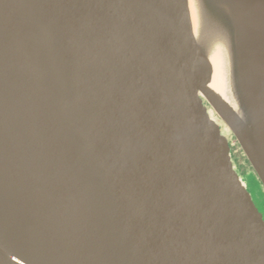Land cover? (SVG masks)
Returning <instances> with one entry per match:
<instances>
[{"label":"water","instance_id":"1","mask_svg":"<svg viewBox=\"0 0 264 264\" xmlns=\"http://www.w3.org/2000/svg\"><path fill=\"white\" fill-rule=\"evenodd\" d=\"M213 118L264 186V0H0V264H264Z\"/></svg>","mask_w":264,"mask_h":264},{"label":"rangeland","instance_id":"2","mask_svg":"<svg viewBox=\"0 0 264 264\" xmlns=\"http://www.w3.org/2000/svg\"><path fill=\"white\" fill-rule=\"evenodd\" d=\"M204 105L208 110H211L209 105H207L206 103H204ZM213 119L218 122L219 126L222 127V131H224V134H226L231 139L234 145L233 150L235 154H237V157L243 155L244 153L240 148L237 140L234 138L233 134L229 132V130H227L226 125L219 118L217 120L215 118ZM242 176L244 178L247 187L249 188V191L253 195L255 202L257 203L258 207L261 209L262 213L264 214V189L260 181L252 171H248V173L245 174V176L244 175Z\"/></svg>","mask_w":264,"mask_h":264},{"label":"flooded vegetation","instance_id":"3","mask_svg":"<svg viewBox=\"0 0 264 264\" xmlns=\"http://www.w3.org/2000/svg\"><path fill=\"white\" fill-rule=\"evenodd\" d=\"M207 104V103H206ZM208 105V104H207ZM217 122V121H216ZM227 128V127H226ZM227 130H229L228 128H227ZM220 131H221V133L222 134H224V131H222V127L220 126ZM224 136H225V138L227 139V141H228V143H229V147H230V151H231V155H232V157H233V159H234V161H235V164H236V166H237V169H238V171L242 174V175H244L245 176V174H247L248 173V171H252L255 175H256V177L258 178V180L260 181V179H259V177L257 176V174H256V172H255V170L253 169V167H252V165L250 164V162L248 161V159H247V157L245 156V154H243V155H240V156H238L237 157V154H235V152H234V150H233V143H232V141H231V139L226 135V134H224ZM234 136V135H233ZM235 138V137H234ZM239 144V143H238ZM240 146V145H239ZM241 148V147H240ZM243 151V150H242ZM244 153V152H243ZM260 183H261V181H260ZM261 185H262V187H263V189H264V186H263V184L261 183ZM248 188V187H247ZM248 192L251 194V192L249 191V188H248ZM252 195V194H251ZM252 197H253V195H252ZM253 200H254V197H253ZM254 203H255V206H256V208L258 209V211H259V213L262 215V218H263V220H264V214L262 213V211H261V209L258 207V205H257V203L255 202V200H254Z\"/></svg>","mask_w":264,"mask_h":264},{"label":"bare ground","instance_id":"4","mask_svg":"<svg viewBox=\"0 0 264 264\" xmlns=\"http://www.w3.org/2000/svg\"><path fill=\"white\" fill-rule=\"evenodd\" d=\"M214 65L215 75L212 80V86L215 90L219 92L223 93L225 91L223 95H226L228 93V90L225 89V63L222 59H217L214 61Z\"/></svg>","mask_w":264,"mask_h":264}]
</instances>
